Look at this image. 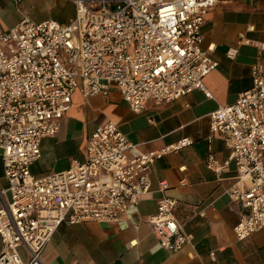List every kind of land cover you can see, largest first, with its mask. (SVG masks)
<instances>
[{
  "label": "built area",
  "instance_id": "1",
  "mask_svg": "<svg viewBox=\"0 0 264 264\" xmlns=\"http://www.w3.org/2000/svg\"><path fill=\"white\" fill-rule=\"evenodd\" d=\"M71 1L67 23L23 16L0 31V156L10 195L0 205V264H44L41 251L62 222L134 226L141 197L152 191L151 165L193 143L182 137L140 151L107 121L88 137L82 160L35 176L30 165L41 156V140L58 131L76 90L88 97L115 84L136 113L149 99L168 103L196 89L211 97L204 78L216 67L214 45L202 46L201 27L211 9L229 0ZM250 76L235 102L208 113L210 134H219L229 153L222 163L209 153L207 166L218 173L234 163L227 194L246 209L232 228L238 240L264 228V65L253 63ZM167 187L159 180L162 195L146 221L159 247L178 252L189 236Z\"/></svg>",
  "mask_w": 264,
  "mask_h": 264
},
{
  "label": "crops",
  "instance_id": "2",
  "mask_svg": "<svg viewBox=\"0 0 264 264\" xmlns=\"http://www.w3.org/2000/svg\"><path fill=\"white\" fill-rule=\"evenodd\" d=\"M55 13L51 0H0V31L7 32L23 16L62 23L74 17V10L64 18ZM201 35L204 48L214 45L210 55L216 67L204 78L211 97L196 89L168 103L149 99L136 113L115 84L106 94L84 97L79 90L72 94L58 131L41 140V156L30 165L35 176L64 171L72 160H82L88 137L107 121L114 122L140 151L159 149L182 137L192 138L193 143L151 165L152 191L141 197L132 215L134 226L62 222L41 251L44 264H264V228L244 240L236 239L232 230L246 213L227 194L235 182L234 163L218 173L207 166L209 153L220 163L229 153L223 138L210 134L208 113L235 102L251 86V65H264V49L256 46L264 44V0L219 2L207 14ZM162 179L168 184L164 193L176 199L174 214L189 236L178 252L159 247L146 221L162 195L158 191ZM9 198L0 156V205ZM18 253L24 261L29 259L24 245Z\"/></svg>",
  "mask_w": 264,
  "mask_h": 264
},
{
  "label": "rangeland",
  "instance_id": "3",
  "mask_svg": "<svg viewBox=\"0 0 264 264\" xmlns=\"http://www.w3.org/2000/svg\"><path fill=\"white\" fill-rule=\"evenodd\" d=\"M51 3L55 6V14L58 18H64L73 13L74 4L71 0H51Z\"/></svg>",
  "mask_w": 264,
  "mask_h": 264
}]
</instances>
